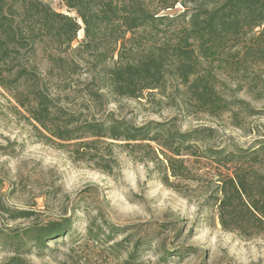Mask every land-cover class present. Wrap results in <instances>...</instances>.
Here are the masks:
<instances>
[{"label": "rangeland", "instance_id": "1", "mask_svg": "<svg viewBox=\"0 0 264 264\" xmlns=\"http://www.w3.org/2000/svg\"><path fill=\"white\" fill-rule=\"evenodd\" d=\"M41 1L57 13L77 17L63 0ZM182 10L177 5L171 13ZM83 40L80 29L71 49L63 47L59 52L79 66L67 83L47 77L49 65L41 53L38 55L42 76L55 84L52 94L58 97L60 108L88 119L112 115L136 127L151 121L172 122L179 133L210 127L216 131V144L229 149H248L264 139V94L255 85L257 76L264 80V68L253 65L251 59L239 73H216L226 85L223 93L258 112L251 118L241 114L242 127L238 129L230 114L213 117L184 109L181 100L187 103V97L174 93L177 85L172 80L165 92L148 91L142 99L113 96L105 88L103 73L94 71L91 58L78 50ZM239 86L243 88L240 91ZM87 87L100 94L101 100L89 102ZM138 144L130 147L92 139L52 143L0 88V232L71 218L70 236L47 243V250L32 249L19 255L27 264H264V217L260 223L243 218L241 207L236 206L238 221L226 223L225 228L221 225L217 180L226 175L224 168L201 157L200 149L198 157L184 156L189 168L185 178L167 173L166 180V163L158 147L149 142ZM152 150L163 165L151 160ZM251 166L264 178V157ZM257 182L264 185L260 179ZM259 184L255 185L258 190ZM19 211L32 212V216L13 219L11 214ZM108 226L116 228L110 240ZM88 227L97 241L88 235ZM136 244L138 252L130 257ZM15 255L0 247V264Z\"/></svg>", "mask_w": 264, "mask_h": 264}, {"label": "trees", "instance_id": "2", "mask_svg": "<svg viewBox=\"0 0 264 264\" xmlns=\"http://www.w3.org/2000/svg\"><path fill=\"white\" fill-rule=\"evenodd\" d=\"M63 1L76 18L57 13L41 0H0V88L24 109L35 130L59 145L89 139L123 142L130 147L153 143L166 163V180L167 173L185 178L189 168L184 156L198 157L197 151L202 149L201 157L226 170L217 180L221 225L225 228L226 223L238 221L236 206L241 207L243 218L262 222L264 185L257 181L264 182V178L251 165L264 157V139L248 149H229L216 144V131L210 127L179 133L172 122L151 121L136 127L112 115L103 120L84 118L60 108L58 97L52 94L55 84L42 76L37 58L41 53L48 63L47 77L67 83L79 66L59 52L63 47L71 49L82 29L84 40L78 50L91 58L94 71L103 73L105 88L113 96L142 99L148 91L165 92L172 80L177 85L174 93L187 97V103L181 100L184 109L213 117L230 114L234 127L241 129V114L251 118L258 112L223 93L226 85L216 73H239L247 59L264 68V0ZM177 5L183 10L171 13ZM259 79L257 76L255 85L264 94V80ZM86 90L89 102L101 100L96 91ZM152 154L151 160L163 165L154 150ZM31 216L32 212L23 211L11 214L13 219ZM71 224V218H63L0 232V247L16 254L5 264H27L19 255L32 249L47 250V243L71 235ZM106 229L110 240L116 228ZM87 233L98 240L91 227ZM138 249L136 244L130 257Z\"/></svg>", "mask_w": 264, "mask_h": 264}]
</instances>
